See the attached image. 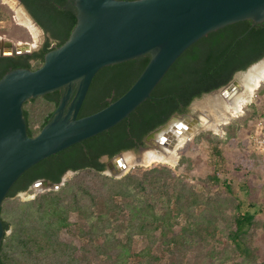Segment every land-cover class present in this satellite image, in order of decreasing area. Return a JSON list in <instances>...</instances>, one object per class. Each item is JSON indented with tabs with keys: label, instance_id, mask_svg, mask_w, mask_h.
Segmentation results:
<instances>
[{
	"label": "trees",
	"instance_id": "obj_1",
	"mask_svg": "<svg viewBox=\"0 0 264 264\" xmlns=\"http://www.w3.org/2000/svg\"><path fill=\"white\" fill-rule=\"evenodd\" d=\"M20 1L47 36L37 51L0 56V77L14 68L38 67L45 52L62 44L76 22L72 0ZM0 18H7L1 9ZM263 56L264 20H242L209 32L180 54L128 117L29 167L1 203L5 234L0 264H264L258 254L264 206L255 196L257 187L250 185L258 179L264 191V155L255 153L260 150L249 151L244 142L234 154V170L241 176L237 183L234 176H222L233 174L224 166V140L211 134L189 143L196 149L204 139L208 145L211 170L201 177L189 178L191 161L183 151L181 173L157 163L135 166L115 178L103 173L99 160L142 143L174 113H184L195 98L226 85L236 71ZM148 60L144 54L99 69L77 117L123 94ZM260 86L257 94L262 95L264 83ZM61 93L23 104L28 135L50 119ZM68 169L76 174L57 189H45L26 201L16 196L38 179L60 182ZM63 230L75 240L62 239Z\"/></svg>",
	"mask_w": 264,
	"mask_h": 264
},
{
	"label": "water",
	"instance_id": "obj_2",
	"mask_svg": "<svg viewBox=\"0 0 264 264\" xmlns=\"http://www.w3.org/2000/svg\"><path fill=\"white\" fill-rule=\"evenodd\" d=\"M16 1L37 25L21 1ZM72 4L76 22L67 39L45 52L38 67L14 68L0 77V210L14 182L29 167L128 117L150 97L173 62L191 44L238 21L264 20V0H72ZM35 47L29 42L0 37V56L29 54ZM144 54L149 55L148 62L123 94L103 108L77 117L99 69ZM242 71H236L226 85L209 93L230 95L236 87L234 76ZM262 82L264 78L257 88ZM60 89L62 93L50 119L35 135H28L23 104ZM188 116L174 113L168 120ZM167 122L147 134L146 145L158 147L156 142L169 140L167 132L158 140L152 139ZM146 145L139 147L137 155ZM120 156L121 153L107 162V175H123L113 162ZM37 181L44 186L42 190L59 187V182ZM4 234L0 216V245Z\"/></svg>",
	"mask_w": 264,
	"mask_h": 264
},
{
	"label": "rangeland",
	"instance_id": "obj_3",
	"mask_svg": "<svg viewBox=\"0 0 264 264\" xmlns=\"http://www.w3.org/2000/svg\"><path fill=\"white\" fill-rule=\"evenodd\" d=\"M19 6L22 8L23 12H25L24 8L19 4ZM0 9L5 12V15H7V18L2 19L0 18V37L3 39H8L11 40L12 42H29L31 44H34L35 41L33 39V36L29 29L21 24L16 17L15 11L3 0H0ZM25 14L29 17V15L25 12ZM30 19V18H29ZM31 20V19H30ZM33 25L38 29L39 32V38L40 40L34 44L36 49L34 51H37L44 43L47 34L37 26L33 20H31ZM33 51V52H34ZM33 63V61L31 62ZM252 66V65H251ZM250 66V67H251ZM249 67V68H250ZM247 68V69H249ZM246 69V70H247ZM244 69V71H246ZM235 74L234 78L238 80V76L240 73ZM262 82L261 84H263ZM260 84V85H261ZM261 87V86H259ZM255 91V96L250 100L249 102H246L241 109L240 114H236L235 117L230 118L226 123L221 124L217 129H210V128H204V130L199 131L197 133H194L190 136L188 140H186L181 146L176 147L174 149L175 152V162L173 164H167V163H161V162H154L152 164L148 165H140V164H133L130 166L125 172L121 173V175L127 173L130 169H132L135 166H151L153 164L161 163V164H166L170 168H173L176 173H181L183 171V166L179 163V161L182 158V154L180 151H183L184 156L189 158L191 161V170L189 171L188 175L189 178L191 179L192 176L194 177H201L205 175L207 172H209L211 169L209 167V160H210V155H209V150H208V145L206 144L204 139L199 140L196 143V149L190 148L189 143L193 142V139L196 138L197 136H205L207 134L215 135L219 137L221 140H224L223 143L220 145L222 147L223 153H225V168H227L231 174L230 175L228 172H224L222 176H226L228 178H231L230 176H234L233 182L237 183L236 180L237 178L240 179V173H237L234 170L235 166V160L237 157L234 155L236 152L241 151L242 143L246 142L247 143V148L249 151L254 150L257 151L255 148V145L253 144L252 141H250V136L254 135L256 136L257 134L264 133V94L259 95L257 94V91ZM218 92V91H217ZM213 93V92H212ZM211 93H205L201 95L198 98H195L187 107L186 111L184 113L188 114L190 117H193V114H196V107L195 103L198 101H201ZM168 120L167 124L172 120ZM175 120H179L178 118ZM166 125V124H165ZM170 125V124H169ZM232 126V130H227V126ZM167 130V129H166ZM162 132V130H161ZM159 133L156 134L155 138L157 137ZM230 136V138L226 139V137ZM173 144V143H172ZM146 145V144H144ZM171 145V144H170ZM148 148H156L155 146H152L150 144L146 145ZM172 147V145H171ZM132 153L134 158L135 155H137V152L134 151H125L121 152V156L123 157V154L125 153ZM262 152V153H260ZM260 152H255L261 155H264V151ZM116 159V157L113 159V161ZM102 162H107L108 159L105 157L101 158ZM103 173H109L108 169L105 168L103 170ZM76 172H65L61 176V180L59 182V186L63 185V183L72 177ZM107 175V174H106ZM122 175V176H123ZM110 176V175H109ZM121 177V176H120ZM119 178V177H115ZM195 181V180H193ZM251 181V180H250ZM262 181L258 179H253V182H250V185H254L257 187V194L255 196H260V201L259 203L264 206V191L262 190ZM36 184H41L40 182H35L29 186V188L26 191H22L17 193L16 196H18L21 200L26 201L34 197V195L38 192L44 191L42 190L44 186H41L39 189L35 188ZM199 185V184H198ZM198 189L200 187L198 186ZM55 190V189H54ZM73 218V217H72ZM73 220V219H72ZM10 232V229L6 231V234ZM61 238L64 239L65 241H74L75 237L73 236L72 233H70L67 230H63L61 233ZM258 254H259V259L264 260V233L261 232L260 230L258 231Z\"/></svg>",
	"mask_w": 264,
	"mask_h": 264
},
{
	"label": "bare ground",
	"instance_id": "obj_4",
	"mask_svg": "<svg viewBox=\"0 0 264 264\" xmlns=\"http://www.w3.org/2000/svg\"><path fill=\"white\" fill-rule=\"evenodd\" d=\"M4 1L15 11L17 20L29 29L35 41L34 44H36L40 40L38 29L23 12L18 2L16 0ZM263 78L264 58L254 63L243 73H240L238 80L234 78L236 87L230 95H226V93L221 91L213 92L195 103L197 109L195 117L188 116L186 118H178L179 120L173 118L168 124L155 132L153 140H158L159 136L165 134V132L170 134V138L166 142H156L159 148L146 147L140 150L138 155H135V158L130 152L123 154V157L118 160L115 159L116 161L114 160L113 162H115L116 168L120 169L119 173L125 172L133 164L148 165L154 162L173 164L176 157L174 152L176 147L181 146L192 134L202 131L204 128L217 129L221 124L235 117L236 114H240L242 106L255 96L256 88L263 81ZM157 133L159 134L155 138ZM137 157L139 158L137 159ZM41 186V184H36L35 188L39 189Z\"/></svg>",
	"mask_w": 264,
	"mask_h": 264
},
{
	"label": "flooded vegetation",
	"instance_id": "obj_5",
	"mask_svg": "<svg viewBox=\"0 0 264 264\" xmlns=\"http://www.w3.org/2000/svg\"><path fill=\"white\" fill-rule=\"evenodd\" d=\"M151 131H152V130H151ZM148 133H149V132H148ZM148 133H147V134H148ZM147 134L143 137V139H142V143H136L135 146H133L132 148H129V149H126V150H123V151L125 152V151H128V150H133V151L137 152L138 149H139V147L144 146V144H145V138L147 137ZM148 139H150V138H148ZM123 151H122V152H123ZM119 153H120V152H119ZM119 153H117V154H119ZM117 154H116V155H117ZM102 157H105V158L108 159V161H110L111 158H112L113 156H112V157H108L107 155H102V156L99 158V160H100L101 162H102V160H101ZM108 161H107V162H108ZM107 162H105V163L103 162V163H104V168H103L102 170H104L105 168H107ZM68 171H69V172H76V171L71 170V169H68V170H66L65 172H68ZM38 180H39V179H38ZM35 181H36V182H39V181H37V180H35ZM35 181H34L33 183H35ZM33 183H32V184H33ZM41 185H42V184H41ZM42 186H43V185H42Z\"/></svg>",
	"mask_w": 264,
	"mask_h": 264
},
{
	"label": "built area",
	"instance_id": "obj_6",
	"mask_svg": "<svg viewBox=\"0 0 264 264\" xmlns=\"http://www.w3.org/2000/svg\"><path fill=\"white\" fill-rule=\"evenodd\" d=\"M250 141L253 142L256 149L264 151V133L257 134L256 136L251 135Z\"/></svg>",
	"mask_w": 264,
	"mask_h": 264
}]
</instances>
